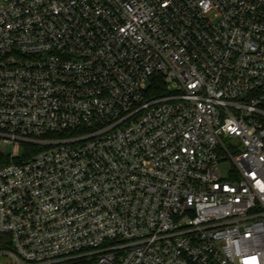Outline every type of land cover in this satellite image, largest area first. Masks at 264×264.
<instances>
[{
    "label": "built area",
    "instance_id": "built-area-1",
    "mask_svg": "<svg viewBox=\"0 0 264 264\" xmlns=\"http://www.w3.org/2000/svg\"><path fill=\"white\" fill-rule=\"evenodd\" d=\"M0 145V264H264V0H0Z\"/></svg>",
    "mask_w": 264,
    "mask_h": 264
},
{
    "label": "rangeland",
    "instance_id": "rangeland-1",
    "mask_svg": "<svg viewBox=\"0 0 264 264\" xmlns=\"http://www.w3.org/2000/svg\"><path fill=\"white\" fill-rule=\"evenodd\" d=\"M28 151L30 152L32 150V147L30 146H21V149H20V155L23 156L24 154V151ZM0 151L1 152H4L6 154H10L11 151H12V148L10 146H3V145H0ZM229 168H230V163L229 162H225L221 165V171H222V174H226V172L229 171Z\"/></svg>",
    "mask_w": 264,
    "mask_h": 264
},
{
    "label": "trees",
    "instance_id": "trees-1",
    "mask_svg": "<svg viewBox=\"0 0 264 264\" xmlns=\"http://www.w3.org/2000/svg\"><path fill=\"white\" fill-rule=\"evenodd\" d=\"M162 94H164V92H162V90H161V93H159L158 96H160V95H162ZM4 162H6V161L3 160V163H4ZM76 264H90V262L82 261V262H79V263H76Z\"/></svg>",
    "mask_w": 264,
    "mask_h": 264
}]
</instances>
